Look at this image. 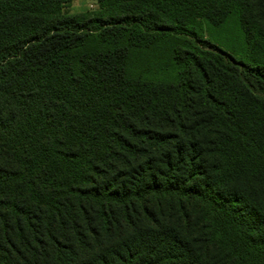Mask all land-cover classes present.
Segmentation results:
<instances>
[{"label":"trees","instance_id":"obj_1","mask_svg":"<svg viewBox=\"0 0 264 264\" xmlns=\"http://www.w3.org/2000/svg\"><path fill=\"white\" fill-rule=\"evenodd\" d=\"M74 1L0 0V264H264V0Z\"/></svg>","mask_w":264,"mask_h":264},{"label":"rangeland","instance_id":"obj_2","mask_svg":"<svg viewBox=\"0 0 264 264\" xmlns=\"http://www.w3.org/2000/svg\"><path fill=\"white\" fill-rule=\"evenodd\" d=\"M99 10L100 5L96 0H76L66 6L63 9V13L68 16L94 17ZM198 31L204 38L214 41L224 49H228L227 45L230 46V51L232 48L238 50L243 47L242 40L239 38L238 28L234 23L226 28H219L218 26L203 22L198 26ZM234 54L237 58L241 57V55L236 54V51ZM160 77L170 78L167 74H161Z\"/></svg>","mask_w":264,"mask_h":264}]
</instances>
